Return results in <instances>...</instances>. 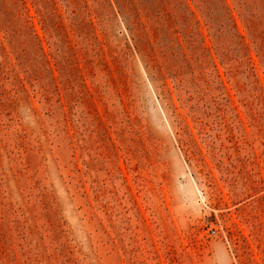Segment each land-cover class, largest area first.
<instances>
[{"label": "rangeland", "instance_id": "1", "mask_svg": "<svg viewBox=\"0 0 264 264\" xmlns=\"http://www.w3.org/2000/svg\"><path fill=\"white\" fill-rule=\"evenodd\" d=\"M0 264H264V0H0Z\"/></svg>", "mask_w": 264, "mask_h": 264}]
</instances>
